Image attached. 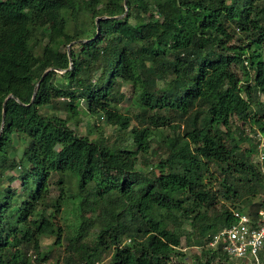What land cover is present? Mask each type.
Returning <instances> with one entry per match:
<instances>
[{"label":"trees","instance_id":"16d2710c","mask_svg":"<svg viewBox=\"0 0 264 264\" xmlns=\"http://www.w3.org/2000/svg\"><path fill=\"white\" fill-rule=\"evenodd\" d=\"M262 140L264 0H0V264H48V239L65 264H184V224L192 264H243L209 247L236 222L214 186L264 189Z\"/></svg>","mask_w":264,"mask_h":264},{"label":"rangeland","instance_id":"374dc122","mask_svg":"<svg viewBox=\"0 0 264 264\" xmlns=\"http://www.w3.org/2000/svg\"><path fill=\"white\" fill-rule=\"evenodd\" d=\"M69 49V47H68ZM234 69H236V71L238 73H240L239 68L237 66L234 67ZM124 91L127 94V98L126 100H124L121 103V108L123 111H129L131 112L132 115H135L138 113V108L132 103L131 101V89L128 86L124 87ZM46 114H54L57 116H61V117H65V113L63 111H57L55 112L54 110L51 109H46L45 110ZM239 125H243L242 123H239ZM73 126V125H72ZM91 126H96V129L98 132L102 131L106 137H112V141L115 140L116 138V129L112 126H109L106 124L104 119H92L89 117H85L83 123L79 126V127H74L73 128L76 130L77 133H79L80 135H88L91 138H96L97 137V133L95 132H91ZM244 128L249 132L248 127L246 125H244ZM15 143L17 146H19L20 150V154L22 152V149L25 145V142L23 141H19V139L17 138V136H15ZM262 143H264V140H262ZM158 144L154 143L153 148L157 149L158 148ZM264 145H261L257 150H253V151H248V160H251L252 162H254V164L256 165L257 168L261 169V171L264 172V149H263ZM243 148L245 150H249L250 146L248 144H244ZM19 155V154H18ZM219 175V174H218ZM241 180L240 182H233V184L235 186H237V194L238 196L232 199L227 200V198L225 196H223L221 193L222 191L220 190V185L219 182L215 183V190H217V196H218V203H216L215 206V212H218L221 209V205L226 204L228 207H230L231 210L234 211H238V209L242 210V211H248L249 209H251V206L253 203H256L259 201V199L264 197V189L258 187V192H256V196H254L255 194H253V185H255V182H248L249 178L246 175H242L239 174V179ZM59 194V191L56 187H53V195L57 196ZM218 210V211H216ZM211 216H213V213L210 214ZM70 223H73V216L71 214L70 216ZM98 230L95 229H91L89 232V237L87 239L88 242L92 243L93 240L96 237ZM181 234V240H180V246L177 248V250L181 253V254H185L186 259H183V261L185 262L184 264H192L194 260H196V256H201L203 255L202 253V249L199 248L198 246L195 245V242L198 238L197 233L193 231V229L190 228V226H188V224H184L182 226V230L179 232ZM54 239H48V240H44L42 243V246L44 248V250H49L51 251V259L47 262L48 264H65V258L67 255V242L66 240L64 241V243L62 245L56 246L53 250L52 245L54 243ZM111 260V254H103L101 257V261L97 264H109ZM215 264H219V263H215Z\"/></svg>","mask_w":264,"mask_h":264},{"label":"built area","instance_id":"2783aa9c","mask_svg":"<svg viewBox=\"0 0 264 264\" xmlns=\"http://www.w3.org/2000/svg\"><path fill=\"white\" fill-rule=\"evenodd\" d=\"M236 222L214 236L210 248L222 246L223 252L243 264H264V206L254 216L234 211Z\"/></svg>","mask_w":264,"mask_h":264},{"label":"water","instance_id":"95a60500","mask_svg":"<svg viewBox=\"0 0 264 264\" xmlns=\"http://www.w3.org/2000/svg\"><path fill=\"white\" fill-rule=\"evenodd\" d=\"M100 20H101V19H98V20H97V23H98ZM46 73H47V72H46ZM46 73L44 74V76L46 75ZM44 76H43V77H44ZM42 79H43V78H42ZM33 100H34V98H33ZM33 100H32V101H33ZM3 125H4V124H3ZM3 127H4V126H3Z\"/></svg>","mask_w":264,"mask_h":264}]
</instances>
